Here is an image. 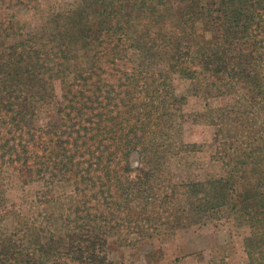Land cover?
I'll return each mask as SVG.
<instances>
[{
  "label": "trees",
  "instance_id": "obj_1",
  "mask_svg": "<svg viewBox=\"0 0 264 264\" xmlns=\"http://www.w3.org/2000/svg\"><path fill=\"white\" fill-rule=\"evenodd\" d=\"M18 24L0 21V39H18L0 51V264H113L112 238L159 239L227 211L264 264V0H78L40 30ZM177 78L242 93L243 120L213 118L221 175L198 177ZM7 173L41 186L34 202L4 198Z\"/></svg>",
  "mask_w": 264,
  "mask_h": 264
},
{
  "label": "rangeland",
  "instance_id": "obj_2",
  "mask_svg": "<svg viewBox=\"0 0 264 264\" xmlns=\"http://www.w3.org/2000/svg\"><path fill=\"white\" fill-rule=\"evenodd\" d=\"M77 1L39 0L36 5H32L28 9L5 10L3 8L0 10V21L14 16L15 20L19 21L18 26L26 31L40 30L49 16L68 9ZM17 40L13 37L5 39V41L4 38L0 39V51L8 43L16 44ZM174 88L177 94L187 97L184 109L188 119L183 123L182 139L186 143L201 147V153L197 155L199 161L196 162V165L202 164L206 169L200 172L198 177L204 179L206 174L221 175L225 170L222 161L212 162L211 160L215 147L221 146L218 145L221 139L215 142L216 133L221 127H218L219 121H213V118H220L222 117L221 112L225 114L229 108H234V111L238 113L234 114V118L243 120L240 115L245 111L244 103L241 102L243 100L242 93H237L235 90L228 92L225 88L209 91V88L180 78L175 80ZM40 116L45 118L47 114L43 111ZM254 119L257 122L255 129H259L260 123L264 122V116L256 115ZM228 122L224 119L221 123L222 128L226 126L224 130L236 131L234 129L237 127L235 122L233 124L232 122L228 124ZM230 136L234 137V134L231 132ZM132 163L137 164L136 160H133ZM172 170L176 174L178 173L175 165L172 166ZM7 175L8 173L3 179L4 198L13 201L24 200L29 204L34 202L36 193L41 190V186L33 184L23 188L16 181L14 174ZM29 212L23 210L22 213L25 217H31L30 214L35 215L37 209L29 210ZM6 223H2V226H6ZM249 232L250 229L246 223L235 213L227 211L209 218L206 217L200 224L177 229L159 239L140 243H120L116 238H112L108 248V258L113 264H253L255 262H252L249 256V252L252 250L249 249L245 240L249 236ZM257 256L256 261L257 258H260L259 255Z\"/></svg>",
  "mask_w": 264,
  "mask_h": 264
}]
</instances>
